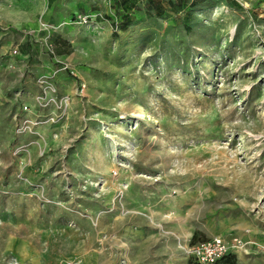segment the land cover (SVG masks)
<instances>
[{
	"label": "rangeland",
	"instance_id": "1",
	"mask_svg": "<svg viewBox=\"0 0 264 264\" xmlns=\"http://www.w3.org/2000/svg\"><path fill=\"white\" fill-rule=\"evenodd\" d=\"M193 235L264 264V0H0V264Z\"/></svg>",
	"mask_w": 264,
	"mask_h": 264
},
{
	"label": "built area",
	"instance_id": "2",
	"mask_svg": "<svg viewBox=\"0 0 264 264\" xmlns=\"http://www.w3.org/2000/svg\"><path fill=\"white\" fill-rule=\"evenodd\" d=\"M246 245V242L237 237L226 240L217 236L187 247V252L197 264H218L224 257L244 250Z\"/></svg>",
	"mask_w": 264,
	"mask_h": 264
},
{
	"label": "trees",
	"instance_id": "3",
	"mask_svg": "<svg viewBox=\"0 0 264 264\" xmlns=\"http://www.w3.org/2000/svg\"><path fill=\"white\" fill-rule=\"evenodd\" d=\"M156 14H157V15H160L161 13L158 12V13H156ZM128 22H129V20H128V21H124L123 25L121 26V29H123L124 26H125ZM196 242H197V237H196V235H193L192 238H191V241H190V245H194ZM230 256H231V255H230ZM228 258H229V256L224 257V258H223L218 264L226 263V261H227ZM189 264H191V263H189Z\"/></svg>",
	"mask_w": 264,
	"mask_h": 264
}]
</instances>
